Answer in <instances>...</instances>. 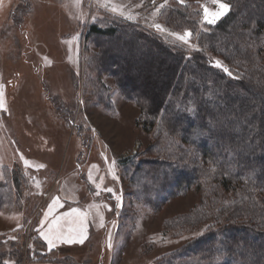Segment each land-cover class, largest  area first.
I'll return each mask as SVG.
<instances>
[{
  "label": "rangeland",
  "instance_id": "rangeland-1",
  "mask_svg": "<svg viewBox=\"0 0 264 264\" xmlns=\"http://www.w3.org/2000/svg\"><path fill=\"white\" fill-rule=\"evenodd\" d=\"M220 3L228 10L209 24L205 7L219 10L213 0H0V182L16 195L0 209L11 215L0 217V264L41 258L37 228L44 220H50L47 234L62 237L55 240L62 252L78 248L79 262L70 264H201L171 256L202 230L168 228L199 204L200 193L191 186L156 209L145 203L153 196L142 186L150 183L135 175L142 161L153 158L148 147L154 134L144 130L140 107L113 75L97 70L98 47L87 33L92 23L121 18L190 54L200 49L197 34L174 29L166 16L183 6L198 31L207 30L230 10L227 0ZM186 33L191 36L185 40L175 35ZM150 64L151 78L136 81L141 88L157 77L155 62ZM165 191L159 193L166 197ZM58 198L77 207L55 215ZM81 232L90 244L79 242ZM73 237L68 251L65 240Z\"/></svg>",
  "mask_w": 264,
  "mask_h": 264
},
{
  "label": "trees",
  "instance_id": "trees-1",
  "mask_svg": "<svg viewBox=\"0 0 264 264\" xmlns=\"http://www.w3.org/2000/svg\"><path fill=\"white\" fill-rule=\"evenodd\" d=\"M227 2L229 12L201 31L183 6L170 10L169 26L197 34L200 49L190 54L121 18L90 24L87 38L98 47L97 70L113 75L140 107L144 130L154 134L148 147L153 158L142 161L135 175L150 183L142 186L153 196L145 203L156 209L191 186L200 193L199 204L168 228H200L202 235L171 259L264 264V0ZM116 46L120 52L113 56ZM153 61L157 77L141 88L136 81L151 78ZM113 62L116 68H110ZM15 199L0 182V209Z\"/></svg>",
  "mask_w": 264,
  "mask_h": 264
},
{
  "label": "crops",
  "instance_id": "crops-1",
  "mask_svg": "<svg viewBox=\"0 0 264 264\" xmlns=\"http://www.w3.org/2000/svg\"><path fill=\"white\" fill-rule=\"evenodd\" d=\"M60 198L57 199V203H55V207L57 208V210L55 212H53V214H57L59 211H66V210H70V206H74V207H77L75 203H71L70 206H66L68 203H65L66 205H62V203L64 202H61L60 203ZM44 205V204H43ZM83 208H85L83 206ZM13 210V209H12ZM1 212H8V209H4V210H1ZM2 213H0V217L3 218V219H7V220H10L8 217H10L11 215L9 216H5V215H2ZM55 214V215H56ZM51 216V215H50ZM50 224V220H44V222L42 223V225H40L38 228H37V235L39 236V238L41 239V241L43 242V247L45 248V251L42 252L41 256H44L45 258L43 259H39V258H36L34 260H20V261H17V262H14L12 264H70V260L71 261H74V259L76 261L79 262V260H77L75 257L77 255L76 253V250L78 248H73V252H62V247L60 248V244L58 243V241H55L54 242V245H49L47 240L45 239L44 237V234L47 233V227L48 225ZM91 224H90V220H89V234H88V239L90 238V234H91ZM86 233V232H85ZM88 239H85L83 240V243H85ZM66 242L68 241L65 240ZM89 241V244H90V240ZM64 244V243H62ZM67 244H69V242H67ZM67 246V245H66ZM70 246H72V244H69V246L67 247H64L66 248L68 251L70 250ZM90 248V247H89ZM56 259L60 260L61 262H57L55 261ZM84 263L83 261L80 263L82 264ZM74 264H76L74 262ZM98 264H103V261L101 259H99L98 261Z\"/></svg>",
  "mask_w": 264,
  "mask_h": 264
},
{
  "label": "snow or ice",
  "instance_id": "snow-or-ice-1",
  "mask_svg": "<svg viewBox=\"0 0 264 264\" xmlns=\"http://www.w3.org/2000/svg\"><path fill=\"white\" fill-rule=\"evenodd\" d=\"M181 2H182V0H181ZM213 2L218 4V6H219L218 11L212 12V11H209L206 7L204 9V17H205V20L207 21V23H209V24L215 23L216 20L219 19V17H221L222 15H224L225 12L228 10V5H226L224 3H220V0H213ZM156 27L159 28L160 26L156 25ZM175 35H177L178 39L185 40L186 36L187 37L191 36V33H186L185 36H180L179 34H175ZM216 67H222L224 72L231 75V73L229 72V69L226 67H223L219 61H216ZM41 167H43V166L41 165ZM109 191H111V189H109ZM57 202L58 201H53L54 204ZM50 232H51V230H50ZM44 237L47 240L49 245H54V242L56 239L62 238L60 236V234L56 233V232H51V234L46 233V234H44ZM73 239H75V238L74 237L69 238L67 242L71 243L73 241ZM83 239H84V234L81 232V233H79V242L82 243Z\"/></svg>",
  "mask_w": 264,
  "mask_h": 264
}]
</instances>
